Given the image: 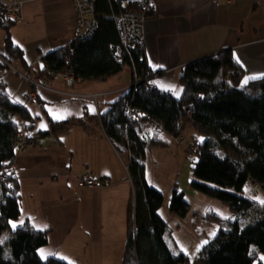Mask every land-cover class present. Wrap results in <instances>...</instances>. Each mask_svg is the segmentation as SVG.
<instances>
[{
	"label": "trees",
	"instance_id": "1",
	"mask_svg": "<svg viewBox=\"0 0 264 264\" xmlns=\"http://www.w3.org/2000/svg\"><path fill=\"white\" fill-rule=\"evenodd\" d=\"M130 8L132 5L119 0H97L98 27L92 36L72 43L70 48L62 46L43 54L44 66L34 71L37 77L50 76L51 71L58 73L70 67L84 81L103 82L130 66L134 68L132 75L142 80L134 95L132 89L125 90L96 115L117 151L130 154L128 170L135 194L131 191L127 208L122 264H184L189 260L159 214L164 197L149 185L143 163L147 148L165 145L156 139L158 132L178 138L189 126L203 138L201 141L194 137L197 147L191 186L220 201L231 212L229 217H221L211 211L210 218L218 224V230L202 245L201 264H264V204L246 192L247 186L251 191L255 185L264 189V77L243 84V68L233 58L232 50L224 49L183 67L179 97L158 91L148 82L152 74L144 43L132 48L121 43L113 16ZM5 22L0 7V25L6 28ZM5 49L0 55L10 63L9 54L22 57V48L9 34ZM0 69L6 74L9 68L0 61ZM5 81L6 86L0 89V172L10 167L9 161L18 153L17 134L23 122L34 121L25 107L29 90L23 101L18 94L22 87L16 86L12 92ZM145 82L150 88L145 87ZM16 90L15 99H11ZM130 101L144 112L143 118L132 121L125 116L124 107ZM186 105L191 106L188 117L184 113ZM48 119L50 133L56 137L67 134L74 125H84L78 117ZM153 119L161 123L159 130L153 127ZM170 210L179 216H186L190 210L185 193L177 188L172 190ZM20 216V184L9 173L0 180V236L10 221H19ZM49 232L28 220L19 222L8 239L0 243V264H70L56 256L41 257L39 250L48 244Z\"/></svg>",
	"mask_w": 264,
	"mask_h": 264
},
{
	"label": "crops",
	"instance_id": "2",
	"mask_svg": "<svg viewBox=\"0 0 264 264\" xmlns=\"http://www.w3.org/2000/svg\"><path fill=\"white\" fill-rule=\"evenodd\" d=\"M263 6L264 0H218L217 3L213 0H157L144 22V55L152 74L149 84L162 93L179 97L182 94L179 77L183 67L224 49H231L233 58L243 68V84L248 83H244L246 79L264 77ZM26 8L27 5L24 13ZM65 44L49 47L46 53ZM10 73L7 71L6 77L10 84H15H9L10 91L14 92L15 77ZM117 78L115 76L103 82L83 81L70 88L73 95L37 90L38 102H25L37 125L36 143L17 153L13 160L16 165L13 174L19 181L21 206L25 210L19 222L28 220L36 228L49 230V241L60 233L56 235L58 241L84 243L85 253L91 252L95 244L105 249L118 239L124 248L125 234L114 230L115 216L108 215V212L125 209L132 182L125 170V160L106 135L100 121L91 119L93 115L86 120L82 119L83 115L74 114L72 117L82 119L84 125H74L61 137L50 133L48 116L64 121L67 117L54 119L53 116L62 113L60 108L63 103L68 99L91 98V95H97L95 102H98V97H103L105 111L109 103L132 84L130 81L122 85ZM46 80L57 91L64 89L60 74ZM85 83L107 85L78 91ZM27 91L23 85L18 92L21 100L24 101ZM110 91L112 94L106 95ZM114 95L115 98H112ZM70 110L73 109L66 110L67 113ZM42 118H45L44 128H41ZM81 174H89L96 185L78 187L76 179ZM100 180H104L105 184L99 185ZM43 248H48L46 257H63L70 264H110L113 261L107 254L103 257L94 253L93 260L83 263L79 254H65L59 248ZM122 255L119 260L116 259V264L122 263Z\"/></svg>",
	"mask_w": 264,
	"mask_h": 264
},
{
	"label": "rangeland",
	"instance_id": "3",
	"mask_svg": "<svg viewBox=\"0 0 264 264\" xmlns=\"http://www.w3.org/2000/svg\"><path fill=\"white\" fill-rule=\"evenodd\" d=\"M26 5L27 8L25 10L26 12L24 13L25 17L21 23L5 22L7 25L6 28L0 25V53L6 52L5 38L9 34L12 41L22 48V57L16 58L13 55L7 53L11 56L12 63L8 61L7 62L8 64L15 67V69L21 71L22 75L15 73L11 68L8 69V72H11L10 74L13 73L12 75L15 77L14 82L18 88L24 85L29 91H31L33 89L35 90V87L29 82L28 79L22 78L23 75L29 78L35 77V79H37L34 71L37 68H42L44 66V62L41 58L42 55L46 53V50L49 47L54 46L53 48H55L62 43L65 44V42L74 38L77 25L76 11L73 7L74 5L72 6L71 0H29ZM68 43L69 42L66 44ZM37 61H39V63H37ZM27 64L28 67H25ZM131 70H134V68L126 66L121 74L117 76V81L124 85L127 82L134 81L136 78L139 79V77L135 76L134 73L132 75ZM49 75L50 76L40 77L45 79V82L48 83L46 78L56 76L57 74ZM60 76L64 84V89L60 90L61 92L72 93L70 88L75 87L77 84H80L84 81L80 80L69 86L66 84V80L63 78L61 73ZM5 79H7L6 74ZM8 84L10 83L8 82ZM100 84L101 86H93L95 84L85 83L83 87H80L77 90L80 92H85L89 91L92 86L98 89L99 87H105V85H107L102 83ZM10 85L14 86L15 84ZM10 85L9 87H11ZM52 88L55 91L58 90L53 86ZM111 94L112 93L110 91L106 95ZM62 95H65V93ZM115 96L116 95H114L112 98H115ZM67 101L68 102H65L61 105L60 109L62 113L60 115L53 114V116L68 118V116L72 117L74 114H81L83 115L82 119L89 120L91 115H93L94 117L91 119L98 121L97 116L103 112L105 107L103 104V97H98V102H95L94 98L92 97H83L82 99L76 98L71 100L68 99ZM131 101L128 103H131ZM69 109L73 110H70V113H67L66 110ZM186 116L188 117L189 114L187 115L186 113ZM42 119L41 125L45 124V118ZM130 120L134 121V119ZM152 125L156 130H159L157 125L154 123H152ZM33 127L35 128L33 132H36L37 125L34 124ZM194 137L196 139H200L201 135L192 130L191 126H189L185 133L178 138H174L166 132H158L156 139L163 141L165 145L150 146L147 148L146 156L143 159L146 172L145 175L149 185L158 189L164 197V202L159 210V214L167 221L169 228L172 230L173 238L179 250L189 258V260L184 264H201L199 258L202 245L217 233L218 224L214 222L215 220H213V218H210V215L213 214L211 211H215L221 217H229L231 213L230 210L220 201L198 192L191 186V182L194 179L192 175V166L194 165L195 159L194 150L197 147V144L194 142ZM28 142L29 144L25 146L23 150L29 146L35 145L36 140L32 141L29 139ZM23 150L18 151V153L22 152ZM129 155V153L121 154L122 158L125 160V170L127 171L131 182V176L129 175L128 170L130 159ZM174 188L184 192L186 200L190 203V210L186 216H179L170 210V200L172 196V190ZM254 190H256V193H253V196L259 202V204H261L260 200H264V189L257 186L254 188ZM131 191L132 194H135L133 185ZM131 191L129 188L127 204L125 205V209H123L122 212L116 210H110L108 212V215L115 216L113 220L114 230L119 234H125V240L123 241L124 248L121 247V243L118 239L108 244V247L105 249L99 248L98 244H95L92 246L91 252L85 253L84 243L80 245L76 244L72 240L58 241L59 238L56 235H59L60 233H56V235L52 238L53 241H48L46 246L55 249L59 248V251L65 254H79L82 256L83 263L85 260H93L94 253L96 256L99 255L103 257L105 254H107V256H110V258L113 259L110 264H116V259H120L122 252L124 254L126 245V236L128 231L127 208L128 202L131 199V197H129ZM246 192L247 194H252L251 187L247 186ZM24 211L25 210L21 206L20 217H23ZM244 221H247V218ZM13 224L18 226L19 221H10L9 227H7L0 236V241H2L0 243H4L8 239L11 230L14 229L12 227ZM42 250L46 256L47 253L45 252L48 250V248H41L39 251L41 252Z\"/></svg>",
	"mask_w": 264,
	"mask_h": 264
},
{
	"label": "built area",
	"instance_id": "4",
	"mask_svg": "<svg viewBox=\"0 0 264 264\" xmlns=\"http://www.w3.org/2000/svg\"><path fill=\"white\" fill-rule=\"evenodd\" d=\"M29 0H0V7L3 9V18L5 21L10 23H21L24 20V8ZM75 11H76V33L75 37L68 44L64 45L65 48H70L72 43L81 42L89 37L97 30L98 27V17H97V0H71ZM124 4L132 5V8L122 10L120 13L115 14L114 19L120 33L121 43L125 48L135 47L139 43H144V22L151 11V8L157 0H119ZM217 3L218 0H213ZM264 10V9H263ZM69 61V59L67 58ZM0 61L7 65L8 68H11L15 73L22 75L21 71L15 69L12 65L0 55ZM38 63V61H37ZM51 74H62L63 78L66 80V84L71 86L75 82L82 80L80 77H76L74 71L69 67L64 72L55 73L53 71L49 72ZM24 79H28L31 84L35 87V90L28 91L25 95V102L37 103V90H47L56 93H65V95H73L71 92H61L55 91L49 83L45 82V79L37 77L29 78L23 75ZM147 81V80H146ZM142 83V80L135 79L132 81V84L127 89H132L133 94L136 93L139 84ZM146 87L150 88L147 82H145ZM1 86H6L5 81V70L0 69V89ZM16 92L10 96L11 99H15ZM94 100H96L97 95H91ZM190 105L184 107V113L187 115L190 113ZM125 116L128 119H141L145 116L144 112L134 107L132 103H128L124 109ZM152 123L160 128V122L156 120H151ZM35 122L31 119H27L23 122L22 128L18 131L17 134V146L16 150L21 151L25 146L29 144L28 140L32 141L36 139L34 126ZM17 151V152H18ZM10 167L4 168L0 172V180L4 179L5 175L14 172L16 170V165L13 163V160L9 161ZM132 182V179H131ZM105 181H100L99 185H104ZM76 185L79 187H93L96 185L95 180L89 174H81L76 179ZM253 186L252 194L256 193ZM194 264V263H191Z\"/></svg>",
	"mask_w": 264,
	"mask_h": 264
},
{
	"label": "snow or ice",
	"instance_id": "5",
	"mask_svg": "<svg viewBox=\"0 0 264 264\" xmlns=\"http://www.w3.org/2000/svg\"><path fill=\"white\" fill-rule=\"evenodd\" d=\"M247 82H248V81H247V79H246V80L244 81V83H247ZM176 95L178 96L179 93L177 92ZM50 111H51V110H50ZM62 118H64V117L54 116V119H62ZM44 127H45V125L42 124V125H41V128H44ZM200 139H201V141L203 140V138H200ZM8 187H11V185H9ZM257 199H258V198H257ZM260 203H261V204H264V200H260ZM12 227L15 229V228L17 227V225L13 224ZM0 242H2V241H0ZM205 243H206V242H205ZM41 255L44 256V257L46 258V256H45L43 250L41 251ZM61 259H63V257H61ZM261 259L264 260V257H261Z\"/></svg>",
	"mask_w": 264,
	"mask_h": 264
}]
</instances>
